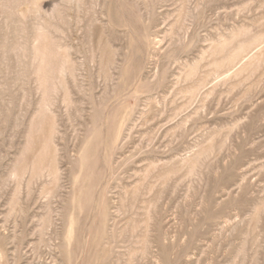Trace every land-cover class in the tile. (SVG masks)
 Here are the masks:
<instances>
[{
    "label": "rangeland",
    "instance_id": "obj_1",
    "mask_svg": "<svg viewBox=\"0 0 264 264\" xmlns=\"http://www.w3.org/2000/svg\"><path fill=\"white\" fill-rule=\"evenodd\" d=\"M0 264H264V0H0Z\"/></svg>",
    "mask_w": 264,
    "mask_h": 264
}]
</instances>
